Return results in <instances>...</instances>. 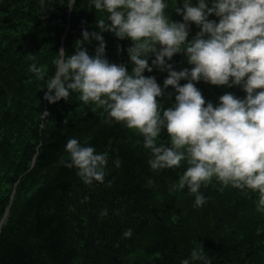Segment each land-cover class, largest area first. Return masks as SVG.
Segmentation results:
<instances>
[{
	"label": "trees",
	"instance_id": "1",
	"mask_svg": "<svg viewBox=\"0 0 264 264\" xmlns=\"http://www.w3.org/2000/svg\"><path fill=\"white\" fill-rule=\"evenodd\" d=\"M66 4L0 0V264H180L194 247H202L212 264H264L258 193L245 195L213 179L200 189L207 202L193 207L194 196L177 186L184 162L154 172L143 137L106 119L102 108L84 104L76 93L68 101L44 99L57 52L73 53L83 29L100 31L96 20L107 23L108 14L95 10L91 0ZM166 12L182 21L171 6ZM198 31L193 24L189 39ZM102 34L110 62L131 70L126 50L132 41L111 31ZM97 46L94 40L84 44L91 55ZM34 62L45 70L44 79L28 71ZM169 63L176 70L191 67L180 53ZM144 74L161 85L168 75L156 68ZM197 87L214 104L226 92L246 95L239 86L200 81ZM165 91L158 99L167 108L175 91L171 86ZM70 138L107 153L103 183L87 185L75 168L65 166ZM167 142L164 132L157 143ZM117 158L119 168L113 164ZM128 228L133 236L122 239Z\"/></svg>",
	"mask_w": 264,
	"mask_h": 264
},
{
	"label": "clouds",
	"instance_id": "2",
	"mask_svg": "<svg viewBox=\"0 0 264 264\" xmlns=\"http://www.w3.org/2000/svg\"><path fill=\"white\" fill-rule=\"evenodd\" d=\"M48 2L39 0L42 7ZM75 3L67 0L66 6ZM91 4L108 14L107 23L96 20L100 31L83 29L73 53L63 48L57 52L44 99L68 101L76 93L84 104L102 108L106 119L143 137V147L150 151L147 163L154 172L177 169L184 162L187 167L177 186L187 187L194 196L193 207L207 202L200 189L215 179L245 195L258 193L256 211L264 213V0H91ZM170 6L182 21L166 12ZM213 15L218 20L209 18ZM193 24L199 31L189 39ZM104 31L132 41L126 50L131 70L107 58ZM93 40L98 46L91 55L84 44ZM177 53L190 68L176 70L169 63ZM154 68L168 73L163 85L144 74ZM28 71L37 79L45 78V70L35 62ZM200 81L239 86L246 95L226 92L215 104L206 102L197 87ZM169 86L175 100L165 108L158 98ZM167 95L171 98L172 93ZM164 132L168 142L158 144ZM64 151L69 155L65 166L75 168L83 183L104 182L107 153L77 138L68 139ZM113 164L119 168L121 160ZM132 236V228L122 233V239ZM180 264L212 262L202 247H194Z\"/></svg>",
	"mask_w": 264,
	"mask_h": 264
},
{
	"label": "water",
	"instance_id": "3",
	"mask_svg": "<svg viewBox=\"0 0 264 264\" xmlns=\"http://www.w3.org/2000/svg\"><path fill=\"white\" fill-rule=\"evenodd\" d=\"M72 12V9H71V11H70V13ZM4 223V220L1 222V225Z\"/></svg>",
	"mask_w": 264,
	"mask_h": 264
}]
</instances>
